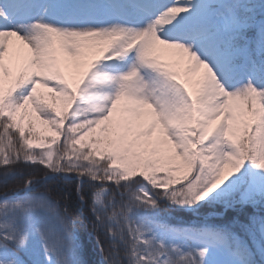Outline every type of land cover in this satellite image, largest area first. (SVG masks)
Wrapping results in <instances>:
<instances>
[{
  "label": "snow or ice",
  "instance_id": "1",
  "mask_svg": "<svg viewBox=\"0 0 264 264\" xmlns=\"http://www.w3.org/2000/svg\"><path fill=\"white\" fill-rule=\"evenodd\" d=\"M86 222L98 264H264V0H0V264H89Z\"/></svg>",
  "mask_w": 264,
  "mask_h": 264
},
{
  "label": "trees",
  "instance_id": "2",
  "mask_svg": "<svg viewBox=\"0 0 264 264\" xmlns=\"http://www.w3.org/2000/svg\"><path fill=\"white\" fill-rule=\"evenodd\" d=\"M44 91V90H41ZM26 171H33L32 169H26ZM37 174L42 175V170L36 169ZM19 181L13 182L17 183ZM67 188L69 191L73 192V203L75 204V181L67 184ZM215 211H222V210H209L208 213H205L210 219H217L218 217L215 215ZM78 229L81 234L82 245L84 249V258L89 261V264H98L100 260L99 253L96 251V246L94 240L91 238L90 233L92 232V227L90 222H86L84 226L78 225ZM104 238L103 236L101 237Z\"/></svg>",
  "mask_w": 264,
  "mask_h": 264
},
{
  "label": "rangeland",
  "instance_id": "3",
  "mask_svg": "<svg viewBox=\"0 0 264 264\" xmlns=\"http://www.w3.org/2000/svg\"><path fill=\"white\" fill-rule=\"evenodd\" d=\"M41 90H44L45 92L47 91L46 89H41ZM37 130H38V132H43L45 135H48V136H50L51 135V133L50 132H48V131H46V126H44V125H37Z\"/></svg>",
  "mask_w": 264,
  "mask_h": 264
}]
</instances>
